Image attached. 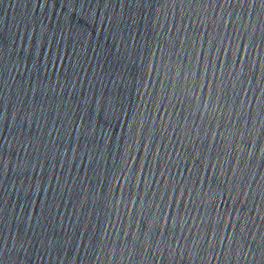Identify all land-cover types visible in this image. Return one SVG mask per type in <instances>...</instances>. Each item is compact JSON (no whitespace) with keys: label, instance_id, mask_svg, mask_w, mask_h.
<instances>
[{"label":"water","instance_id":"95a60500","mask_svg":"<svg viewBox=\"0 0 264 264\" xmlns=\"http://www.w3.org/2000/svg\"><path fill=\"white\" fill-rule=\"evenodd\" d=\"M0 264H264V0H0Z\"/></svg>","mask_w":264,"mask_h":264}]
</instances>
